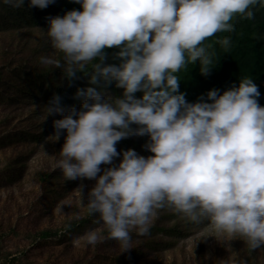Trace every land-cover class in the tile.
<instances>
[{"label":"clouds","instance_id":"obj_1","mask_svg":"<svg viewBox=\"0 0 264 264\" xmlns=\"http://www.w3.org/2000/svg\"><path fill=\"white\" fill-rule=\"evenodd\" d=\"M53 2L28 0V6L43 9ZM72 2L81 10L48 18L43 31L61 58L39 59L62 69L63 78L80 73L91 85L76 90L79 109H65L53 95L42 118L63 116L53 121L55 132L47 140L58 141L64 133L54 167L65 180H95L86 204L83 185L76 190L100 225L82 239L94 245L106 229L127 250L130 230L146 235L156 211L167 206L191 222L210 221L217 235L242 237L250 251L264 246V106L258 86L244 76L237 86L222 93L211 89L189 103L177 75L197 63L202 76L210 74L215 52L204 41L231 32L235 16L256 23L262 40L263 0ZM22 4L15 0L16 7ZM219 44L226 50L230 40L225 36ZM109 48L116 49L118 63H105ZM113 82L122 89L118 97L103 91ZM143 136L147 157L115 147Z\"/></svg>","mask_w":264,"mask_h":264},{"label":"rangeland","instance_id":"obj_2","mask_svg":"<svg viewBox=\"0 0 264 264\" xmlns=\"http://www.w3.org/2000/svg\"><path fill=\"white\" fill-rule=\"evenodd\" d=\"M68 11L60 0L43 9L29 7L28 0L21 7L15 0H0V264H264V246L250 251L242 237L217 235L210 221L191 222L167 206L156 211L146 235L130 230L127 250L108 238L106 229L94 245L82 239L100 225L81 206L76 190L83 185L86 204L95 180H65L54 167L64 133L58 141L47 140L55 132L53 121L63 116L42 121L53 95L65 109H79L76 90L91 86L80 73L63 78L62 69L40 63L41 56L61 58L45 32L48 18ZM248 27L254 31L258 25ZM111 59L108 54L105 63ZM103 91L118 97L122 89L113 82ZM147 139L125 138L115 147L147 157ZM119 162L117 157L113 165ZM42 233L47 235L41 238Z\"/></svg>","mask_w":264,"mask_h":264},{"label":"trees","instance_id":"obj_3","mask_svg":"<svg viewBox=\"0 0 264 264\" xmlns=\"http://www.w3.org/2000/svg\"><path fill=\"white\" fill-rule=\"evenodd\" d=\"M60 2L62 10H81V6L72 0ZM230 23L233 25L231 32H217L204 41V46L215 52L216 65L209 75L202 76L199 73L198 63L189 64L177 73L181 78L179 91L186 94L187 102H196L198 97L214 88L222 93L231 86H237L240 78L250 76L260 92L258 103L264 106V35L262 41L260 36H256L257 33L252 31L253 29H249L250 20L242 19L240 16H235ZM225 36L230 40V46L226 50L219 44V40ZM104 51L112 57L116 49L109 48ZM111 62L119 61L112 57ZM46 235L47 233H42L41 238Z\"/></svg>","mask_w":264,"mask_h":264}]
</instances>
